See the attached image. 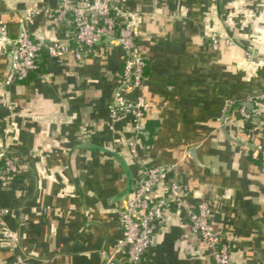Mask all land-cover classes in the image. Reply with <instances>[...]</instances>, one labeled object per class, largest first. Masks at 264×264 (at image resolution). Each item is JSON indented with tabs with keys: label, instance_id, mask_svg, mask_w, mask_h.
<instances>
[{
	"label": "crops",
	"instance_id": "crops-1",
	"mask_svg": "<svg viewBox=\"0 0 264 264\" xmlns=\"http://www.w3.org/2000/svg\"><path fill=\"white\" fill-rule=\"evenodd\" d=\"M262 3L127 1L120 21L139 31L146 60L137 93L148 111L136 134L127 117L108 118L124 60L113 37L81 60L41 55L38 69L10 88L3 85L9 46L0 38V161L10 157L17 168L0 179L4 221L16 236L0 237V264L16 256L27 264H103L102 253L120 237L117 197L129 178L131 194L142 165L174 166L152 195L166 197L174 178L182 206L170 202L141 264H213L186 217L200 201L230 245L229 264H264V175L250 158L251 148L264 150ZM56 6L57 0H0V21L11 38L21 18L34 41L59 42ZM212 35L233 45L213 49ZM239 105L250 121L239 116ZM250 126L253 142L246 138ZM115 264L128 263L119 254Z\"/></svg>",
	"mask_w": 264,
	"mask_h": 264
},
{
	"label": "built area",
	"instance_id": "built-area-1",
	"mask_svg": "<svg viewBox=\"0 0 264 264\" xmlns=\"http://www.w3.org/2000/svg\"><path fill=\"white\" fill-rule=\"evenodd\" d=\"M128 0H57V6L51 12L54 22L62 28V40L53 43L36 42L31 38L24 19H19V30L14 37H9L7 27L0 21V38L9 46L10 68L4 80V87H12L24 81L30 73L38 69L37 59L41 51L48 58L61 62L71 56L81 60L88 55L104 38L113 37L124 54L120 81L114 91L112 101L107 105L110 121L127 117L136 134L140 121L145 117L148 107L137 91L145 82L146 60L140 52L139 31L121 24L120 17L125 13ZM36 14V11L27 16ZM262 26L264 27L263 23ZM213 49L220 44L233 45L230 38L220 39L212 35L209 39ZM264 62V57L259 59ZM129 92L134 93L129 97ZM264 103V84L259 95ZM239 116L250 121L247 109L239 105ZM246 138L253 142L256 138L251 126L246 130ZM132 156L136 155L135 142H129ZM250 158L258 162L264 175V150L250 149ZM0 179L12 178L17 168L10 157L1 159ZM174 166L152 167L142 165L139 180L129 195L120 199L117 205V222L120 237L110 252H103V264H115L116 255L125 256L128 264H141L146 252L151 248L157 230L166 221V210L170 202L182 206L181 185L173 178L166 185V197L156 198L153 191L163 186L170 170ZM192 236L196 237L212 254L213 264H229L231 259L230 245L210 224L209 206L200 201L192 208L185 210ZM9 210L0 206V237L2 241H16L15 234L9 230L4 218ZM11 264H27L23 257L16 256Z\"/></svg>",
	"mask_w": 264,
	"mask_h": 264
},
{
	"label": "water",
	"instance_id": "water-1",
	"mask_svg": "<svg viewBox=\"0 0 264 264\" xmlns=\"http://www.w3.org/2000/svg\"><path fill=\"white\" fill-rule=\"evenodd\" d=\"M262 23H263V25H264V0H263V3H262ZM235 42H236V41H235ZM138 131H140V128L138 129ZM190 154H191L192 157H194L193 152L190 153ZM131 185H132V184H131V180H130V178H129L126 188L124 189V191H123L122 193H120V194L118 195L117 199H120V198H122L123 196H125L127 193H129V191H130V189H131Z\"/></svg>",
	"mask_w": 264,
	"mask_h": 264
},
{
	"label": "trees",
	"instance_id": "trees-1",
	"mask_svg": "<svg viewBox=\"0 0 264 264\" xmlns=\"http://www.w3.org/2000/svg\"><path fill=\"white\" fill-rule=\"evenodd\" d=\"M41 55H45L46 57H48L45 51H41V52L39 53V55H38V58H39ZM37 60H38V59H37ZM37 64H38V61H37ZM251 160H252V159H251ZM252 161H254L255 163L258 164V162H256L255 160H252ZM1 167H2V162L0 161V168H1Z\"/></svg>",
	"mask_w": 264,
	"mask_h": 264
}]
</instances>
